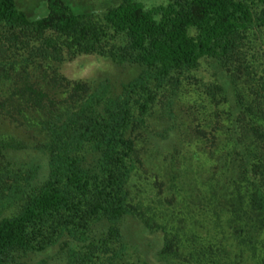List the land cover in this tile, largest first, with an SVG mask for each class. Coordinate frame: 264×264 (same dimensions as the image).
I'll use <instances>...</instances> for the list:
<instances>
[{
	"label": "trees",
	"instance_id": "16d2710c",
	"mask_svg": "<svg viewBox=\"0 0 264 264\" xmlns=\"http://www.w3.org/2000/svg\"><path fill=\"white\" fill-rule=\"evenodd\" d=\"M79 54L137 71L112 92ZM0 194V264H264V0H0Z\"/></svg>",
	"mask_w": 264,
	"mask_h": 264
},
{
	"label": "rangeland",
	"instance_id": "374dc122",
	"mask_svg": "<svg viewBox=\"0 0 264 264\" xmlns=\"http://www.w3.org/2000/svg\"><path fill=\"white\" fill-rule=\"evenodd\" d=\"M81 4H92L94 6H100L105 0H74ZM114 1V0H112ZM144 5L148 6L153 3L161 2L163 0H140ZM18 3V0H16ZM36 0H21L23 5H32ZM59 70L66 77L69 78H84L91 81L93 84L105 82L108 84V89L112 92L118 90L121 82L128 80L135 75L137 68L129 64H115L110 60L99 56L97 54H79L71 60L63 61L60 64ZM198 73L203 75L204 79L212 80L214 78L213 71H216L215 65L212 62L202 60L197 69ZM172 112L177 116L182 115V110L178 104V101L172 104ZM165 118L157 120L152 117L151 130L144 129L139 135V138L143 140L140 143L141 153H145L149 149H153L155 145V139H157L156 130L158 131L162 125L165 124ZM5 123H3L4 125ZM153 130V132H152ZM154 153V152H153ZM158 155V154H157ZM156 157V155H155ZM17 163H24L25 165H36L43 162L40 153L36 148L28 147L22 149V151L16 152L12 157ZM155 161L154 156L150 159ZM147 162V161H146ZM145 167H152V164L146 163ZM21 199L17 197H7L6 194H0V216L13 212L17 209ZM132 227L129 226L128 230ZM145 242V241H144ZM151 247H148L150 252ZM66 249V248H65ZM65 249L59 247V243L53 245L49 249L41 252H36L25 257L24 264H66ZM41 262V263H40Z\"/></svg>",
	"mask_w": 264,
	"mask_h": 264
}]
</instances>
